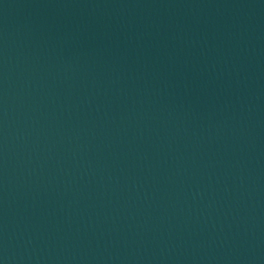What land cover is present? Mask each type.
Instances as JSON below:
<instances>
[{
  "label": "water",
  "instance_id": "95a60500",
  "mask_svg": "<svg viewBox=\"0 0 264 264\" xmlns=\"http://www.w3.org/2000/svg\"><path fill=\"white\" fill-rule=\"evenodd\" d=\"M0 264H264V0H0Z\"/></svg>",
  "mask_w": 264,
  "mask_h": 264
}]
</instances>
